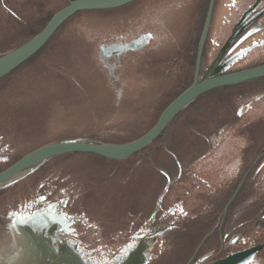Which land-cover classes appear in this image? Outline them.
Wrapping results in <instances>:
<instances>
[{"label":"rangeland","instance_id":"374dc122","mask_svg":"<svg viewBox=\"0 0 264 264\" xmlns=\"http://www.w3.org/2000/svg\"><path fill=\"white\" fill-rule=\"evenodd\" d=\"M71 1L0 0V55L29 41ZM261 3L242 0V10L260 11ZM209 4L139 0L70 18L37 56L0 81V172L47 144H125L148 132L193 80ZM237 15L221 30L222 17H213L201 78L264 64V17L262 28L233 48L241 42L233 31ZM150 35L141 50L105 54V47ZM189 60L190 68L181 67ZM263 151L264 77L208 92L127 162L77 154L19 176L16 187L0 195V215L12 213L0 225V264L39 252L49 263L147 264L153 256L151 264H189L210 233L197 264L264 246L263 159L227 213V242L217 256L226 202ZM161 172L171 175L162 211L174 208L161 226L149 227L166 183ZM261 250L257 264H264Z\"/></svg>","mask_w":264,"mask_h":264},{"label":"water","instance_id":"95a60500","mask_svg":"<svg viewBox=\"0 0 264 264\" xmlns=\"http://www.w3.org/2000/svg\"><path fill=\"white\" fill-rule=\"evenodd\" d=\"M139 0H73L64 8L59 10L47 23L44 29L34 36L29 41L14 48L13 50L0 56V81L6 78L11 73L19 69L22 65L27 63L32 57H35L48 43V41L55 35V33L73 16L83 12L93 11H109L116 10L129 6ZM215 0H210V6L205 20L203 32L201 33L200 46L198 47L197 62L195 68V75L192 84L186 88L179 96H177L161 113L157 123L144 135L134 141L125 144H105L82 142L79 140L60 141L47 144L37 148L34 151L23 156L15 164L0 172V189L13 184L19 176L30 172L36 165L58 157L69 154H85L95 155L110 161H121L128 158H133L134 155L140 153L150 144H152L165 131L171 121L181 112L186 106L195 101L200 96L211 92L213 90L242 84L248 81L256 80L264 77V64L247 68L244 70L217 75L214 73L209 77L200 79V67L202 57L207 42L212 15L214 10ZM150 37L143 36L140 40L127 45H118L109 47L110 50H141L148 44ZM120 48V50H119ZM106 50V48H104ZM241 186V185H240ZM228 203L236 196L238 190ZM227 205V207H228ZM263 245H257L247 249V251L237 252L228 256L227 258L217 262L216 264H226L225 260L236 254L247 253V256L242 261H237L231 264H241L249 259L254 253H257Z\"/></svg>","mask_w":264,"mask_h":264},{"label":"flooded vegetation","instance_id":"af4514ba","mask_svg":"<svg viewBox=\"0 0 264 264\" xmlns=\"http://www.w3.org/2000/svg\"><path fill=\"white\" fill-rule=\"evenodd\" d=\"M263 0H260V4H262ZM242 0H220L218 2V0H215V4L213 5L214 6V10H213V15H212V22H213V17H222V27L220 28V30L222 28H224L225 25H229L232 21V17H236L235 15L238 14L237 16L241 17L239 19V21L241 22L240 26H238L239 24V21L235 24V26L233 27V31H234V34H239L240 35V40L241 42L238 43H234L233 45V48H237L239 47L243 42H245L252 34L255 33V31H258L260 28H262V23L260 24L259 23V20L261 17H264V5L262 6L261 5V9L259 8L260 11H253V10H248V8L246 10H242ZM210 6V4H209ZM208 10H209V7H208ZM208 10H207V13H208ZM254 12V13H253ZM206 17H207V14H206ZM251 17V18H250ZM206 20V18H205ZM212 22H211V25H212ZM205 24V23H204ZM240 27V29H239ZM257 29H256V28ZM204 28V27H203ZM210 30H211V26H210ZM209 30V31H210ZM238 30V32H237ZM255 30V31H254ZM249 34V35H248ZM209 36V34H208ZM154 36L150 35V39H149V42L148 44L152 41ZM141 39V38H140ZM140 39H137V40H140ZM137 40H133L131 41V43L137 41ZM208 40V38H207ZM207 43V42H206ZM237 43L239 44L238 46ZM236 44V45H235ZM200 46V42L198 44V47ZM226 44L222 47L223 49H226L227 48L225 47ZM197 47V48H198ZM106 50H105V54L107 56H114V55H117L118 54V49H115V51L113 50H110L109 47H105ZM205 49H206V45H205ZM205 49H204V53H203V57H202V62H201V67H200V79H201V76H202V71L204 70V55H205ZM120 50V48H119ZM199 50V48H198ZM129 50H121L120 52V55L128 52ZM190 53L188 50H185L183 52V55H186ZM197 55H198V51H197ZM116 57V56H115ZM113 58V57H112ZM111 58V59H112ZM196 60H197V57H196ZM195 60V61H196ZM197 62V61H196ZM196 62L194 63V75H195V68H196ZM192 61H185L184 64H181L182 66L181 67H184L185 68H190L192 66ZM117 66V65H116ZM210 66V65H209ZM11 75V74H10ZM194 75H193V80H194ZM8 77V76H7ZM4 79V78H3ZM6 79V78H5ZM192 80V82H193ZM192 82L189 84V86L192 84ZM188 86V87H189ZM194 102V101H193ZM192 102V103H193ZM191 105V103H190ZM187 107V106H186ZM264 159V151L258 155V157L256 158L255 160V163H253L250 167H248V169L246 170L243 178L241 179V182L239 183V185L237 186V188L235 189V191L231 194V197H229L228 201L226 202V205H228V203L230 202V200L232 199V197L234 196V194L236 193L237 189L240 187V189L238 190L236 196L234 197V199L231 201V203L228 205V209H227V212L225 213V219L222 220L220 223H219V226L217 227L218 230L220 231V234H221V238L219 239V244H218V254L217 256H219L220 253L223 252L224 250V247H225V243L227 242L226 238L223 236L222 234V229L225 225V220L227 219V213L229 211V209L234 206L236 200H237V197L238 195L240 194V192L242 191L243 187H244V183L247 182V178L248 176L251 174L252 170L254 169V167L258 164V162L262 161ZM253 166V167H252ZM261 166H264V163L261 164ZM180 175H179V178H181L182 176V168H181V165H180ZM241 185V186H240ZM44 197V196H42ZM174 207H170V209H168L167 211H165V213H170L172 211ZM264 209V207L262 208V210ZM161 207L157 208V210L155 211V213H153V215L151 216L150 220H149V223L147 224V226L149 227H156V226H161L163 223L164 220L166 219H163L162 217L164 216L163 214H165L164 212L161 211ZM263 212V211H262ZM175 213V211H174ZM161 214V215H160ZM169 217V216H168ZM167 217V218H168ZM174 223V222H173ZM173 225V224H172ZM174 227V226H173ZM173 227H170V228H173ZM147 229V228H146ZM211 234H208L206 235V237H204V239L202 240V242L199 244V246H197L194 254H192V257L190 259V262L189 264H197L196 261L204 247V245L207 243L206 240H209V238L211 237ZM139 235V233L137 234ZM136 235V236H137ZM161 236V235H160ZM159 239L161 238H157V242L159 241ZM235 243L237 242V240H234ZM231 243H233V240L231 241ZM157 244V243H156ZM262 251V250H261ZM261 253V252H258L256 255H255V258L253 260V262L251 264H257V258L256 256H258V254ZM206 257H208V255H204L203 256V260L202 262H204L206 259ZM225 257H228L225 256ZM153 258V256L151 257V259ZM200 259V258H199ZM225 259V258H223ZM201 260V259H200ZM218 260H222L220 258H216L214 260L215 261H218ZM203 264V263H202Z\"/></svg>","mask_w":264,"mask_h":264},{"label":"trees","instance_id":"16d2710c","mask_svg":"<svg viewBox=\"0 0 264 264\" xmlns=\"http://www.w3.org/2000/svg\"><path fill=\"white\" fill-rule=\"evenodd\" d=\"M68 5V4H67ZM57 13V12H56ZM56 13H54V15L56 14ZM53 15V16H54ZM53 16H51L50 17V19H48L47 20V22H46V24H45V26L47 25V23L51 20V18L53 17ZM44 26V27H45ZM44 27L40 30V31H38L35 35H33L32 36V38L34 37V36H36L39 32H41L43 29H44ZM32 38H30V39H32ZM29 39V40H30ZM49 42V41H48ZM25 43V42H24ZM47 45V44H46ZM46 45H45V47H46ZM44 47V48H45ZM43 48V49H44ZM42 49V50H43ZM41 50V51H42ZM40 51V52H41ZM39 52V53H40ZM38 53V54H39ZM37 54V55H38ZM4 54H2V55H0V56H3ZM36 55V56H37ZM32 58H34V57H32ZM32 60V59H31ZM30 61V60H29ZM28 61V62H29ZM27 62V63H28ZM26 64V63H25ZM24 64V65H25ZM23 66V65H22ZM21 66V67H22ZM20 67V68H21ZM19 68V69H20ZM18 70V69H17ZM16 70V71H17ZM16 71H14V72H16ZM13 72V73H14ZM13 73H11V74H13ZM10 76V75H9ZM3 80V79H2ZM190 105V104H189ZM169 126V125H168ZM167 129V128H166ZM165 129V130H166ZM163 134V133H162ZM161 134V135H162ZM141 137V136H140ZM155 142V141H154ZM153 142V143H154ZM152 143V144H153ZM152 144H150V145H152ZM149 145V146H150ZM39 148V147H38ZM140 153H142V151L140 152ZM140 153H138V154H136V155H134L133 156V158L135 157V156H137V155H139ZM78 154V153H77ZM77 154H69V155H62V156H58V157H55V158H52V159H49V160H46V161H44V162H42V163H40L39 165H36V167H34L32 170H33V172L30 174V175H28V176H31V175H33L34 173H36L40 168H42L43 166H45L46 164H48L49 162H51V161H53V160H56V159H58V158H62V157H66V156H71V155H77ZM78 155H85V154H78ZM25 156V155H24ZM89 156H94V157H97V158H100V159H103V160H106V159H104V158H101V157H98V156H95V155H89ZM132 157L131 158H128V159H125V160H121L120 162L121 163H123V162H127V161H129L130 159H133ZM21 159V158H20ZM19 159V160H20ZM108 161H110V160H108ZM111 162H119V161H111ZM10 167V166H9ZM178 171L180 170V165H178ZM179 175H180V171H179ZM161 176L162 177H164L165 178V181H166V183L164 184V186H162L163 188H162V190L160 191V194H159V196H158V199H157V201H156V206H155V210L152 212V215H153V213H155V211L157 210V208H159V207H161V209L163 208V205H164V199H165V197L167 196V194L169 193V188H170V184H171V175L169 174V173H166V172H161ZM16 183H14V184H11V185H9V186H7V187H4V188H1L0 189V195H4L5 193H7V192H9L10 193V191L14 188V187H16ZM163 210V209H162ZM161 210V211H162ZM11 212H13V211H11ZM162 212H164V211H162ZM12 214V213H11ZM11 214H9V213H7V214H5V215H0V225H2V224H4V223H9L10 221H11V219H12V215ZM151 215V216H152ZM217 226H219V224L217 225ZM139 229L137 228V230H136V232L138 231ZM140 232V231H139ZM138 232V233H139ZM137 233V234H138ZM136 234V235H137ZM125 246L122 244L120 247H118L117 249H116V252L115 253H118V252H120L121 250H122V248H124ZM249 247V246H248ZM195 252V251H194ZM194 252H193V254H194ZM115 253H113V254H115ZM192 257V256H191ZM154 257L151 259L150 258V261L147 263V264H151V262H153L154 261Z\"/></svg>","mask_w":264,"mask_h":264},{"label":"bare ground","instance_id":"6f19581e","mask_svg":"<svg viewBox=\"0 0 264 264\" xmlns=\"http://www.w3.org/2000/svg\"><path fill=\"white\" fill-rule=\"evenodd\" d=\"M2 247V246H1ZM14 247V246H12ZM17 248V247H16ZM15 248V249H16ZM12 250V249H11ZM14 250V249H13ZM1 251V250H0ZM23 251V250H22ZM8 252V251H7ZM10 253V252H9ZM20 254V253H19ZM13 255V253H12ZM46 253L44 254L43 252H39V253H26L24 254V257L15 263L12 264H62L60 263H49L46 260ZM247 256V253H243V254H236L231 256L230 258H228L227 260L224 261V263L226 264H231V263H235L237 261H242L243 259H245V257ZM21 257V256H20ZM4 258V257H3ZM7 259V258H6ZM64 259V258H63ZM62 259V260H63ZM9 260V259H8ZM12 260V259H11ZM4 261V260H3ZM15 261V260H14ZM13 262V261H12ZM66 262H68L69 264H75V262L73 260H68L66 259ZM11 263V262H10ZM4 264V262H3ZM129 264H137V262L135 260H133L132 262H130Z\"/></svg>","mask_w":264,"mask_h":264},{"label":"snow or ice","instance_id":"6c2138e0","mask_svg":"<svg viewBox=\"0 0 264 264\" xmlns=\"http://www.w3.org/2000/svg\"><path fill=\"white\" fill-rule=\"evenodd\" d=\"M235 243V241H233ZM249 264H251V262H249Z\"/></svg>","mask_w":264,"mask_h":264}]
</instances>
